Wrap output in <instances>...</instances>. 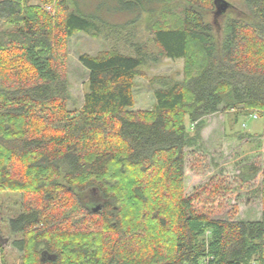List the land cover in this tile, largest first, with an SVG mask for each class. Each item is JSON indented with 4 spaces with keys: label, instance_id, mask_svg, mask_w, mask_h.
Segmentation results:
<instances>
[{
    "label": "trees",
    "instance_id": "16d2710c",
    "mask_svg": "<svg viewBox=\"0 0 264 264\" xmlns=\"http://www.w3.org/2000/svg\"><path fill=\"white\" fill-rule=\"evenodd\" d=\"M76 32L108 46L78 56L72 110ZM157 58L182 59V78L153 77L154 106L134 110ZM221 111L264 121V0H0V191L22 196L7 219L22 264H264V160L237 175L261 172L259 219L215 217L216 183L183 192L186 148Z\"/></svg>",
    "mask_w": 264,
    "mask_h": 264
},
{
    "label": "rangeland",
    "instance_id": "374dc122",
    "mask_svg": "<svg viewBox=\"0 0 264 264\" xmlns=\"http://www.w3.org/2000/svg\"><path fill=\"white\" fill-rule=\"evenodd\" d=\"M234 5L242 4V0H226ZM36 1H33L35 3ZM47 7V6H46ZM50 6L47 7V9ZM107 44L103 39H94L83 32H76L68 38L65 74L69 82L70 100L68 106L77 110L84 92L87 90V69L80 63L78 56L82 53L94 55L105 50ZM151 49V48H150ZM156 49L153 48L152 51ZM182 59L157 58L141 68L142 75L135 78L133 89L134 105L132 109L148 110L155 104L153 88L157 82L150 84L155 76H168L173 79L182 78ZM264 128L262 117L238 116L234 121L233 112H218L204 118L201 140L186 148L183 192L186 196L206 184H218L224 196L214 203V216L235 220L259 219L261 201L259 187L261 172L250 184H240L238 173L240 167L249 162L262 163L264 160V139L261 138ZM248 132L251 137H240V132ZM221 205L217 207L218 202ZM20 193L0 191V234L8 238L0 245V264H22V254L12 247L15 238L9 233L7 219L22 210ZM203 203H198L200 208ZM207 206H210L208 204ZM17 235L16 238H20Z\"/></svg>",
    "mask_w": 264,
    "mask_h": 264
},
{
    "label": "water",
    "instance_id": "95a60500",
    "mask_svg": "<svg viewBox=\"0 0 264 264\" xmlns=\"http://www.w3.org/2000/svg\"><path fill=\"white\" fill-rule=\"evenodd\" d=\"M214 3L218 9L219 12H225L227 10V8L229 7V2L226 0H214ZM99 209V204H96L93 207V210H97ZM8 238H4L2 237V235L0 234V245H4V243L7 241Z\"/></svg>",
    "mask_w": 264,
    "mask_h": 264
},
{
    "label": "built area",
    "instance_id": "2783aa9c",
    "mask_svg": "<svg viewBox=\"0 0 264 264\" xmlns=\"http://www.w3.org/2000/svg\"><path fill=\"white\" fill-rule=\"evenodd\" d=\"M48 9H49V8H48ZM251 116H252L253 118H257V117H258V115H257L256 112L252 113Z\"/></svg>",
    "mask_w": 264,
    "mask_h": 264
},
{
    "label": "bare ground",
    "instance_id": "6f19581e",
    "mask_svg": "<svg viewBox=\"0 0 264 264\" xmlns=\"http://www.w3.org/2000/svg\"><path fill=\"white\" fill-rule=\"evenodd\" d=\"M236 111V110H235Z\"/></svg>",
    "mask_w": 264,
    "mask_h": 264
}]
</instances>
